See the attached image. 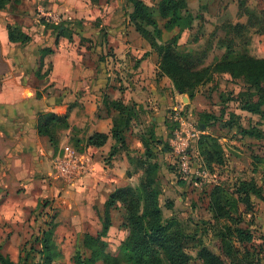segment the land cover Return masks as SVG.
<instances>
[{"label": "rangeland", "instance_id": "374dc122", "mask_svg": "<svg viewBox=\"0 0 264 264\" xmlns=\"http://www.w3.org/2000/svg\"><path fill=\"white\" fill-rule=\"evenodd\" d=\"M55 1L48 3L45 0H35L32 10L23 6L22 15L27 26L26 31L37 34L40 28L41 34L48 31L54 36L57 34V27L63 26L64 36H71L69 41L72 46H78L79 50L84 48L89 55L99 53L97 57L100 61L108 63L113 71L112 78L117 84L113 89L123 90V85L118 84L126 77L130 79L131 73L127 72L132 65L130 63L123 65L125 70L117 68L116 64L120 61L112 54L113 48L109 47L107 34L113 35L115 31H119L127 35L134 32V25L129 19L133 12L132 5L126 0H101L100 3L98 0L97 4L92 5H88L89 0ZM142 1L151 10L153 20L159 28L160 34L154 31L153 27L144 26L152 34L155 42L162 44L176 37L177 50L187 55L198 69L214 65L221 60L228 46L231 47L234 57L247 54L254 58H264V35L259 34L264 14L257 21L254 15L255 12L264 10V0H188L186 12L191 16V25L186 28L175 27L172 30L164 28L165 20L158 15L161 0ZM11 2L17 3L19 0ZM105 3L110 5L111 9ZM16 9L17 7L12 6L6 10L15 14ZM67 9L74 12V15L70 16L71 20L64 17ZM39 10L58 16L60 22L57 25L46 22ZM80 12L82 14L78 15ZM250 15L254 17L252 23L249 21ZM79 33L85 35L80 36ZM126 44L130 42L127 40ZM129 56V53L126 54V60ZM135 58L132 57L130 60L139 64L140 60L137 62ZM148 80L155 82L153 85L158 96L156 104L153 105L147 100H140V103L131 100L124 104L131 109L130 116L134 122L129 124L127 132L130 131L132 136L139 139L148 140L149 132L152 130L168 144L175 129L193 128L199 132V137L192 142L193 147L187 153L190 166L192 170L205 169L208 172L204 180L197 179L195 175H192L191 179V176L182 179L169 149L165 153L162 152V146L149 143L160 163L157 171L160 185L158 202L162 218L175 216L188 234L195 235L197 239L188 240L186 246L193 263L201 264L196 259L197 240H203L213 253L220 254L218 249L220 243L215 237L208 211L211 190L219 186L230 198L237 200L236 189L239 184L252 181L260 187L261 198L251 195L250 209L237 202L232 212L233 217L240 220L241 229L252 233L253 241L237 243L236 247L242 252L244 249L250 252L252 264H256L257 261L258 264H264V106L254 114L241 110L237 101L239 95L248 90V86L242 80L232 78L228 74H216L213 80L198 88L192 100H184L185 102L179 99L175 101L174 87L167 77L163 79L155 73V77L151 76ZM140 89L142 95L148 96L147 98L149 92L152 94L150 83ZM119 100L121 99L113 101ZM120 123L122 126L123 122ZM243 130H251L252 134L245 135ZM66 134L61 127L54 130L57 152L64 146H71L78 152H83L84 144H81L80 140L73 141V138ZM206 152L210 155L221 154V163L217 165L208 162ZM136 160V157H131L129 175L139 173ZM148 162L153 164L155 159ZM41 179L43 180V176ZM137 184L138 181H133V185ZM35 196L32 192L16 198L0 199L1 252L14 264H20V257L29 249L30 262L39 263L43 259V249L40 245L42 233L52 229V251L59 254L52 264H74L73 256L76 252L88 256L89 251L83 246L85 232L77 223H70L68 217L70 211L64 214L63 206H66L64 200L56 201L55 198ZM167 202L172 203V209L166 207ZM120 213L121 211L117 212V215ZM101 225L102 222L99 229ZM93 227L92 233L96 230V227ZM85 231L90 232V229ZM124 236L122 225L109 230L106 242L112 254L117 251ZM120 264L130 263L121 261Z\"/></svg>", "mask_w": 264, "mask_h": 264}, {"label": "crops", "instance_id": "0c3cea01", "mask_svg": "<svg viewBox=\"0 0 264 264\" xmlns=\"http://www.w3.org/2000/svg\"><path fill=\"white\" fill-rule=\"evenodd\" d=\"M89 1L88 5L98 3V0ZM34 2H10L0 10V199L32 192L36 198L63 199L66 204L63 206L64 214L70 211V223H77L85 233L95 235L101 230L99 225L109 196L118 188L136 187L138 184L133 185V181L139 183L143 173L138 169L139 173L128 174L131 157L138 158L143 153L141 139L132 136L130 131L124 132L126 151L118 149L111 156L112 148L117 147L111 136L116 113L108 111L103 102L105 99L120 98L123 104L131 100L136 103L147 100L156 104L155 82L148 79L158 74V56L135 29L127 35L119 31L113 35L108 33L109 47L113 48L115 59L120 61L116 64L117 68L125 70L123 65H132L127 72L131 73L130 79L126 77L118 84L123 85V90H114L117 84L112 78L111 66L100 61L98 52L89 55L84 48L79 50L78 46H72L69 41L71 36H64V27H61L62 31L57 30L54 36L48 31L41 34L40 28L37 34L26 31L23 6L32 10ZM105 5L111 9L110 5ZM12 6L17 7L15 14L6 10ZM65 13L64 17L71 20L74 12L67 9ZM8 27L30 40L26 43L11 42ZM127 40L130 44H126ZM128 53L129 61L126 60ZM132 57H136L134 60L137 62L140 60L139 64L130 60ZM149 83L153 92L151 95L149 92L147 98L142 95L140 87ZM174 93L175 101L189 100L187 95ZM42 113L67 114L66 135L84 144V151L80 153L89 157L92 170L74 184L67 185L53 177L54 149L49 138L39 135L36 128L38 116ZM94 134L106 135V142L98 147L88 146L87 140ZM119 211L121 213L117 215ZM124 215L119 206L111 209L109 230L122 225ZM93 226L96 227L94 233L91 231Z\"/></svg>", "mask_w": 264, "mask_h": 264}, {"label": "trees", "instance_id": "16d2710c", "mask_svg": "<svg viewBox=\"0 0 264 264\" xmlns=\"http://www.w3.org/2000/svg\"><path fill=\"white\" fill-rule=\"evenodd\" d=\"M133 7L130 14V22L134 25L135 31L149 42L151 50L158 56V76L167 77L171 80L174 90L187 95L189 100L194 98L198 88L213 80L216 74H228L232 78L242 80L248 90L242 92L238 98L240 109L249 113H257L264 106V58H254L247 54L233 56L231 47H226L223 58L214 65L204 68H196L187 55L177 50V38L171 41L157 44L151 33L144 26L153 27L154 31L160 34L156 22L153 20L151 10L142 0H126ZM188 0H161L158 5V15L165 20V29L172 30L175 27H189L191 16L187 14ZM11 0H0V10L6 8ZM264 14V10L255 12L256 21ZM250 15L249 21H254ZM259 34L264 33V20ZM57 27L58 31H62ZM9 40L11 42L26 43L30 38L22 33H17L16 29L8 27ZM60 33V32H59ZM253 90V91H252ZM104 106L108 111L113 110L116 116L113 118L111 136L117 147L111 150V156L118 149L126 151L124 132L131 121V109H128L121 101L104 100ZM68 115H57L53 113L39 114L37 119V133L49 138L57 154V142L54 137L56 127L68 128ZM123 122L121 126L120 122ZM245 135H251V130H243ZM107 136L94 134L87 140L88 146L98 147L106 142ZM143 153L136 158L138 169L143 173L139 178L136 187L126 186L116 189L108 198L104 205L103 221L101 230L93 235L85 233L83 236V246L89 251L88 256H83L76 252L73 256L74 264H120L125 261L130 264H194L193 258L187 248L188 240H196L195 235L186 232L183 224L175 217L163 219L158 198L160 196V185L158 180V169L160 163L156 152L149 143L162 146V152L167 153L170 148L164 143L162 138L150 130L148 140L141 139ZM208 156V162L219 165L221 154ZM150 159H155L153 164H149ZM238 199L234 200L221 187H214L208 198V211L210 214L212 229L216 239L220 243L218 248L220 254L213 253L203 240H197L196 259L201 264H252L251 254L247 249L244 252L236 247L237 243H251L252 233L245 232L240 227V220L233 217L232 210L240 202L245 208L250 209L251 195L261 198L260 187L254 182H241L236 189ZM166 207L172 209V203L167 202ZM120 207L125 215L122 224L125 231L124 239L121 241L117 251L112 254L109 251L106 238L111 226L110 210ZM53 230L42 233L40 245L42 247L43 259L36 264H52L53 260L59 256L52 251ZM29 249L20 257V264H32L30 262ZM31 251V250H30ZM0 264H14L11 259L1 252ZM258 264V261L257 263Z\"/></svg>", "mask_w": 264, "mask_h": 264}, {"label": "built area", "instance_id": "2783aa9c", "mask_svg": "<svg viewBox=\"0 0 264 264\" xmlns=\"http://www.w3.org/2000/svg\"><path fill=\"white\" fill-rule=\"evenodd\" d=\"M39 12L46 22H52L56 25L60 22L58 16H53V14L44 12V10H39ZM198 137L199 132L197 130L179 127L172 132V138L168 140L170 152L178 167L179 174L182 175V179L186 176H191V179L192 175H195L197 179L204 180L208 176L205 169L192 170L190 166L187 153L193 147L192 142H195ZM52 169L55 177L67 185L74 184L92 170L89 157L71 146H64L55 154L52 160Z\"/></svg>", "mask_w": 264, "mask_h": 264}]
</instances>
